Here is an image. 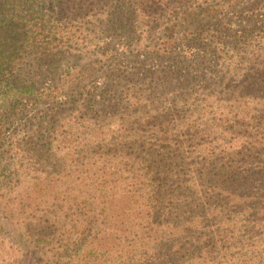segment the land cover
<instances>
[{
    "label": "trees",
    "instance_id": "trees-1",
    "mask_svg": "<svg viewBox=\"0 0 264 264\" xmlns=\"http://www.w3.org/2000/svg\"><path fill=\"white\" fill-rule=\"evenodd\" d=\"M120 1L104 0L103 4L99 5L97 0H0V189L1 187L3 189L0 201L3 206L6 205L5 200L12 194V190L14 192L21 184L27 187V196L31 197L34 194L36 199L40 198L48 203L45 213L54 206L52 201L55 197H69L64 194L71 191L83 192L80 186L77 187L79 183L73 179L79 174L78 171L75 173V171L66 170L64 165L78 163L79 160L75 157L83 150H92L93 153L97 150V162L101 163V167L113 158H117L114 162V169L117 171H125L132 165H139L142 173L139 174L137 169L128 174L135 181L139 179V185L143 186L137 189L139 194L132 197L134 202L141 200V204H138L139 210L145 211L146 214L143 217L147 222L150 214L155 216L158 210L155 205L147 201L151 188L156 195L161 192V185L156 174L149 172L148 164L142 165L145 163L144 155L148 153L147 145L157 148L156 157L158 158L156 159H160L162 148L158 146L165 148L162 141L179 138L172 133V129L165 126L181 113L186 112L196 101L197 103L205 101L202 97L213 98L218 94L224 95L226 99L235 98V102H229L232 115L237 114L236 103L246 105L241 107V110L245 113L243 116H250L247 121L251 120L248 124L254 126L251 127L253 131L243 136L238 123L243 125L244 121L229 119L226 127L235 128L238 131L237 134H230L227 140L225 138L226 145L221 147L220 152L223 156L211 157L204 167L202 164L197 167V174L202 175V168L212 169L211 172L215 171L211 173V177L215 180L214 176L219 174L221 177L225 175V181L232 182V174L238 170L234 165L232 173L228 172V167L234 162L229 158V153L241 154L249 144L251 158L243 159L244 162L248 161L243 176L250 182L247 184L248 188L242 185L240 189L247 193L249 185L253 184L258 190L257 194L262 195L264 192V157H262L264 156V67L258 66V58L264 53L263 43L259 41L260 38L263 39L264 26L254 25L251 28L241 29L237 35L231 37L224 35L223 26L217 21L221 18L220 14H224L222 10L229 7L221 3L215 9L211 7L212 3H216L213 2L214 0H204L199 4H192L195 0H190L189 3L173 0L172 4L177 5L170 7L171 5L167 6L169 0H165L160 1L164 5L154 7L152 14H149L151 7L146 5L147 1L143 0L138 4V0H131V10L136 22L139 14L148 17L154 15L156 10L159 13H169L171 8H175L176 13L183 15L175 17V21L164 25L159 50L167 52L175 48V45H181L184 50L186 49L185 51L190 52L193 49L192 45H197L202 52L210 53L213 69L226 71L224 77L221 75L214 82L202 83L200 80L184 75L180 71L181 66L172 61L171 64L157 65L156 68H134L125 75H115L113 72L112 77L110 74L104 80L97 94L93 88L85 90L87 94L84 96L86 101L82 104L83 112L78 110L80 107L77 97L82 96L84 89H81V92L77 90L67 97L65 104L56 102L59 92L75 90V88H70L69 84H51L49 79L53 68L60 59L84 50L96 31L106 34V39L110 38L113 31L111 24L119 15ZM229 3L228 0L226 4ZM253 11L264 14V0L253 1L243 9L242 13L244 17H249ZM198 15L205 16L206 23L199 22ZM129 29L138 40L135 30L131 29V26ZM255 31L256 34H254ZM72 39L76 40L75 44H71ZM185 42H190L191 45ZM224 49L225 52H223ZM236 63L244 64L246 67H236ZM67 76V74L64 75V77ZM71 81H77V78ZM91 97L93 100L96 97H108L113 100V105L108 111L99 113L98 110L93 109L91 104L96 102L92 103ZM40 103H48L44 111L38 115L33 114L32 117L25 116L27 109ZM69 104L74 105L75 111L68 108ZM256 107L261 109L257 111L256 119H252L250 112ZM88 113L92 115L84 117ZM89 118L94 120L91 121ZM102 120L106 121L102 122ZM108 129H111V133H108ZM95 131L97 141L90 140L93 136L90 133ZM67 134L75 137L82 150L69 154L65 142ZM181 138L183 141L184 138H188L187 142L190 144L180 149L182 156L185 157L193 152L194 146L189 137L181 136ZM229 138L232 139L229 140ZM96 142L97 149H94L96 147L93 144ZM91 145L93 146L90 147ZM66 158H69L68 162ZM147 158L153 163V153L150 156L147 155ZM259 160L261 163L258 164ZM79 164L81 166L82 163ZM214 166L218 168H213ZM111 176H114L115 180H109ZM94 178L97 180V185L94 187L96 189L97 186V196L93 195L94 198L99 199L104 192L105 196L108 193H111L110 196H115V192L119 190V179L104 167L103 169L97 167V177L94 176ZM234 187L239 189L237 185ZM251 191L250 188L249 193ZM51 196L52 201H49ZM236 196L233 192H225L226 203H230ZM75 197L78 199L71 201V204L77 207L80 213H84V210L89 208V199L86 200L80 194H75ZM239 198L242 202L243 198L247 200L233 205L244 208L243 212L240 210L241 214L250 210L252 207L249 205L250 202H255L254 209L258 207L256 205L259 200L262 199L264 202V195L260 199L246 198L244 195ZM142 201H144L143 204ZM260 207H264V203ZM7 208L10 210V207ZM49 215H54L53 211L43 217L44 221L40 220V225L44 229L49 225L57 228L60 223L59 215L54 217ZM7 216L13 217L10 213ZM252 216L254 217V213L249 212L248 217ZM137 218L135 217L134 221ZM134 221H130L131 225H134ZM98 223L97 216V234H100ZM249 225L250 223L247 224ZM31 226L28 225L29 230ZM39 229L45 232L42 228ZM174 230L170 233L171 237L177 232L176 229ZM97 241H102V245H109L103 236ZM84 244L74 242L71 250L81 254L80 246ZM91 244L92 242L89 243V247H84L83 253L94 247ZM104 251L102 249L100 252ZM243 254H240V260L234 264L254 262L247 259L250 257L247 253L244 257ZM258 256H262L261 252ZM229 261L230 258L226 264ZM128 263L129 257H124L123 264ZM81 264H87V261ZM156 264H162V261ZM257 264H264V260L257 261Z\"/></svg>",
    "mask_w": 264,
    "mask_h": 264
},
{
    "label": "rangeland",
    "instance_id": "rangeland-1",
    "mask_svg": "<svg viewBox=\"0 0 264 264\" xmlns=\"http://www.w3.org/2000/svg\"><path fill=\"white\" fill-rule=\"evenodd\" d=\"M103 1L97 0L99 5H102ZM142 1L138 0V4ZM145 1H147L146 5L151 7L148 13L152 14V9L158 5H164L160 1L165 0ZM189 1L182 0L181 2L189 3ZM201 1L204 0H195L192 4H199ZM227 1L214 0L213 2L216 3L211 5L215 9L219 3L229 7V9L222 10L224 14H220L221 18L217 21L223 26L224 35L231 37L237 35L241 29L251 28L254 25L264 26L263 13L253 11L249 17H244L242 13L244 8L257 0H229L230 3L226 4ZM167 3V6L171 5L170 7L177 5L172 4L173 0ZM118 11L119 15L111 24L113 31L110 38L106 39V34L96 31L95 36L87 43L84 50L60 59L53 68L49 79L51 84H69L70 88H75V90L59 92L56 102L65 104L67 97L77 90L81 92V89H84L82 96L77 97L80 107L78 110L83 112L82 104L85 103L84 96L87 94L85 90L93 88L97 94L104 80L110 74L112 77L113 72L115 75H125L134 68H156L157 65L166 66L172 61L181 66L180 71L184 75L200 80L202 83L214 82L221 75L224 77L226 71L215 68L214 70L211 66L210 53L202 52L197 45H192L193 49L190 52L185 51L186 49L184 50L181 45H175V48L167 52L159 50L164 25L172 23L183 15L176 13L175 8H171L169 13H159L156 10L154 15L148 17L139 14L136 22L131 10V0H121ZM198 19L202 23L207 21V18L202 15H198ZM130 26L135 30L138 40L130 31ZM84 35L86 38V33ZM262 38L259 41H262V47H264V36ZM75 43L76 40L72 39L71 44ZM185 44L191 45L190 42H185ZM258 60V66L264 67V53ZM243 66L245 65L236 63V67ZM66 74L68 76L64 77ZM74 78H77V81H71ZM202 98L205 101L199 103L196 101L186 112L181 113L165 126L172 129V133L179 138L162 141L165 148L158 146L162 148V150L158 149L160 159H156L158 158L156 157L157 148L147 145L148 153L144 155L145 163L142 165H149V172L156 174L161 185V192L158 195L154 194L151 188L150 195L147 197V201L158 209L157 215L150 214L145 222L143 216L146 213L140 211L138 205L141 204V200L138 202L133 200L132 195L139 194L137 189L143 186L139 185V179L135 181L128 173L137 169L139 174L142 173L139 165H132L133 167H128L125 171H117L114 169V162L117 158L110 159L103 167L117 176L119 190L115 192V196H110L111 193L105 196L103 191L105 195H100L99 199L94 198L93 195L97 196V186L94 189L97 180L94 176L97 177V167L100 169L103 167L100 162H97V150L95 153L92 150H83L75 157L78 158V163L64 165L66 170H72L75 173L78 171L79 174L73 179L79 183L77 187L80 186L83 192L71 191L64 194L69 197H55L53 201L51 196L49 201H52L56 208L51 206L46 213L48 203L40 198L36 199L34 194L31 197L27 196V187L23 184L16 187L14 192L12 190V194L6 198L10 203L5 200L6 205L3 206L0 201V264H81L85 261L87 264H123L124 257H129L128 264H156L159 261H162V264H226L229 258V263L234 264L240 260V254L243 253L250 256L247 259L254 260L252 264L263 261L264 207L261 208L260 205L264 202L262 199L259 200L256 205L258 207L255 209V202H250L249 205L252 207L244 214L239 213L240 210L243 212L244 208L233 206L238 202L247 201L244 198L243 202L240 200L239 197L242 195L246 198L258 197V199L264 195V192L262 195L257 194L258 190L253 184L249 185L251 193L249 189L247 193L240 189L242 185L248 188L247 184L250 182L243 176L245 167L248 166L246 160L251 158L250 145L248 144V148L241 154L229 153V158L234 162L228 167V172L232 173L234 165L238 170L232 174V182L225 181V175L221 177L219 174L214 176L215 180L211 177V173L215 171L211 172L212 169L202 168V175L197 174V167L201 164L204 167L211 157H222L220 152L221 147L226 145L225 138L227 140L230 134H237L238 131L235 128L226 127L229 119L244 121L243 125L238 123L243 136L249 135L253 131L251 127L254 126L248 124L251 121H247L250 119L249 115L243 116L245 113L241 107H246L243 103H236L235 112L237 114L232 115L229 102H235L234 97L226 99L224 95L218 94L213 98L205 96ZM91 101L96 102L91 105L99 113L108 111L113 105V100L108 97H96L95 100L91 97ZM33 106L27 109L25 116L32 117L36 113L38 115L44 111L48 103ZM69 107L73 111L76 109L73 104H69ZM260 109L256 107L251 110L252 119H256L255 115ZM89 114L92 115L88 113L84 117ZM94 118H89V120L93 121ZM102 125L104 126V123ZM110 130L108 129V133H111ZM90 134L93 135L90 140L97 141V132ZM181 136L189 137L194 146L193 152L185 157L182 156L180 149L190 144L187 142L188 138H184L183 141ZM65 142L70 155L74 153L73 151L82 150L74 136L67 134ZM93 145L96 147L93 148L97 149V142ZM151 153L154 156L153 163L147 158V155L150 156ZM68 159L66 158V161ZM226 159L229 161L227 157ZM243 159H246V162ZM79 163H82L81 166ZM259 163L261 160L258 161ZM213 168H218V166ZM110 178L109 180H115L114 176ZM235 185L239 189L234 187ZM227 191L237 195L230 203L225 201ZM2 192L1 187L0 194ZM75 194L83 195L86 200L89 199V208L84 210V213H80L79 209L71 204V201L78 199ZM71 197L75 198L71 200ZM7 207H10V210ZM244 207L248 208L246 205ZM52 211L54 215H59V226L55 228L49 225L44 229L40 225V220L44 221L43 217ZM249 212L254 213V217H248ZM9 213L13 217L7 216ZM54 215L49 216L54 217ZM97 216L100 234H97ZM135 217L138 218L134 221ZM130 221H134V225H131ZM249 223L250 225L247 226ZM28 225H32L30 230ZM174 229L177 232L171 237L170 233L174 232ZM102 236L109 245H102V241H97ZM74 242L85 243L84 246H80L81 254H76L77 252L71 250ZM90 242L94 245L91 248L93 250L88 249L83 253L84 247H89ZM102 249L105 251L100 252ZM89 250L94 253L88 252ZM260 252L262 256L259 257Z\"/></svg>",
    "mask_w": 264,
    "mask_h": 264
}]
</instances>
